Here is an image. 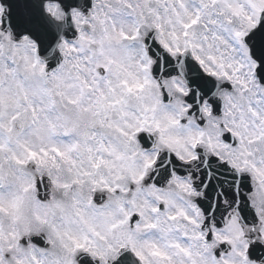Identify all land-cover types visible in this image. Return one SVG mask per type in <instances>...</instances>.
I'll use <instances>...</instances> for the list:
<instances>
[{"label":"snow or ice","instance_id":"1","mask_svg":"<svg viewBox=\"0 0 264 264\" xmlns=\"http://www.w3.org/2000/svg\"><path fill=\"white\" fill-rule=\"evenodd\" d=\"M44 10L56 20L70 10L76 33L72 39L63 36L54 48L59 59L51 71L38 55L37 42L14 27L10 3H0V155L10 153L8 159L18 166L30 161L53 168L67 165L70 183L51 178L54 186L66 190L87 182L91 192L126 193L119 183L125 176L137 188L130 200H117L114 208H97L91 195L83 202L74 195L70 212L54 203L45 206V214L36 215L37 221L67 242L69 255L82 251L101 264L115 260L121 249L130 250L139 264H264V256L250 259L249 247L256 241L241 223L239 195L244 178L257 179L264 188V160L257 164L251 159L249 147L264 141V0H115V6L110 0H90L86 12L79 6L66 12L60 0H48ZM145 14L167 54L190 55L205 77L231 83L246 102L237 103L225 94L222 106L213 87L219 92L223 85L214 84L209 98L199 89L177 84L176 91L191 102L185 99L187 106L163 123L157 119L159 99L146 102L142 96L145 87L153 85L149 48L141 49L142 59L135 64L141 79L129 66L117 65L104 46L112 40H137ZM97 27L99 39L89 34ZM177 67L184 76L183 63ZM111 74L117 75L115 81ZM126 96L140 101L136 109L129 108ZM58 101L78 113L92 112L109 135L93 132L84 134L82 141L54 142L53 136L71 137L76 130L74 121L56 111ZM221 112V122H212L214 133L201 127L203 118L184 125L183 135L168 131L181 128V113L206 118ZM139 133L158 134L163 150L156 145L121 150V142L133 144ZM25 135L42 137L47 146L34 149ZM36 186L35 180H23L8 207L0 198V212L14 208L16 200ZM57 209L61 229L49 218ZM133 216L138 217L134 226ZM217 218L223 226H217ZM259 235L264 238V229ZM19 242L18 231L0 227V264L3 245L19 250ZM221 245L226 247L221 250ZM16 264L40 261L30 254V259L17 258Z\"/></svg>","mask_w":264,"mask_h":264},{"label":"clouds","instance_id":"2","mask_svg":"<svg viewBox=\"0 0 264 264\" xmlns=\"http://www.w3.org/2000/svg\"><path fill=\"white\" fill-rule=\"evenodd\" d=\"M47 2L48 0H43L42 8L44 14L54 24L58 23L61 25V27H64L66 17L70 16V10L68 13H65L60 20H56L49 16L44 10V4ZM110 2H112L115 6V0H110ZM132 2L135 4L137 0H132ZM132 19H134V17H132ZM150 19L151 18L145 14V20L143 22L144 26L141 27L140 35L137 40H112L111 42H105L104 45L106 50H110L108 51V54L111 55L114 61H116L117 65L129 66L130 70L141 79H143V74L137 70L135 64L139 63L142 59L141 49L145 46L149 47L148 44L145 45V40L147 39L150 43L153 40L156 41L157 36V33H155L151 28ZM70 23L75 29V25L71 20ZM149 33H151V35H149ZM89 34L94 38L99 39L101 30L97 27L94 32L89 30ZM61 39H63L62 34L59 35L57 42L53 46L54 48L58 46ZM90 51L94 52L95 47L90 49ZM157 56H160V53H157ZM170 57L174 63L178 60L176 56ZM183 57L184 56L179 57L181 58L180 63H183ZM151 59L152 69L149 72V77L152 80L153 85L146 86L142 96L146 102H151L156 98L159 99L160 104L157 105V110L154 115L163 123L168 115L178 112L181 106H187L185 97L176 91V85L180 84L186 89H188L189 86L185 77L180 76L179 74H173L169 76L157 74L154 76L153 66L156 65L157 60L154 57H151ZM110 78L115 81L117 79V75L111 74ZM212 80L215 85L227 84L230 86L221 87L219 92H217L216 87H213V93H216L217 99L221 101L222 106L224 103L223 96L225 94L230 95L233 101L237 103L243 104L246 102V100L241 99L238 90L231 83L222 79L216 80L215 78H212ZM157 84L159 87L155 86ZM194 87L195 86H193V88ZM165 95L168 97L167 100L164 99ZM125 100L130 109H136L137 105L140 103V101H138L135 96H126ZM56 111L58 113H62L70 121H74L76 123V130L72 133L71 137H66L63 135L53 136L52 140L54 142L67 143L69 139L82 141L84 134L93 132L97 133L98 135H109L107 129L101 128L99 124L96 123L98 117L94 116L92 112L78 113L72 106L65 105L60 101L57 102ZM112 115L113 118H115V113H112ZM180 115L182 125L181 128H170L168 130L170 134L183 135L184 125H187L189 121H192L193 125H195L196 122L202 118L205 120V124L201 127L209 133H214L216 129L212 127V122H221L222 120V112L219 116L206 118L195 114L188 115L181 113ZM24 123L25 128H27V124L30 123V121L26 120ZM19 126L20 122L18 121L17 130H19ZM147 134L152 138L151 147L156 145L157 147H160L161 150H163L162 146H160L158 143L159 135L156 133ZM24 138L30 141L31 146L34 149L38 150L42 145L47 146V140L42 137H37L36 135L29 137L25 135ZM136 145H139L140 148L143 149L137 137L135 138L133 144H124L121 142L120 147L123 151H131ZM249 147L253 152L251 159H253L257 164H260L261 160H264V141H257ZM9 155L10 153L8 152L0 155V198L3 199L4 206L8 207V201L12 200L14 198V194L18 193L19 186L23 180H35L36 185L39 184L40 187L36 186L33 191L23 194L19 200H16L15 207L10 208L7 213L0 212V227H2L5 232L15 229L20 234L19 250H17L16 247H13L11 250H9L7 244L3 245L2 255L4 258V264H16V259L21 257H28L30 259V254H34L40 261V264H68L69 260H71L73 264H77L75 257L78 252L73 255H69L66 247L67 242L61 237L57 236V234L53 232L52 228L48 224H42L37 221L35 218L36 215L45 214V212L49 211L45 206H50L54 203L62 205L64 212H70L73 207L74 195L82 202L86 201L87 197L91 195L97 208H103L106 205H110L114 208L117 200H122L125 202L130 200L132 198V193H134L137 188V186L132 185L130 179L127 178V176L119 181L123 187L128 189L126 193H122L119 190L116 192H107L101 191L100 189H97L95 192H91V185L87 182L82 185H72L71 188L67 190L58 188L51 183V178L54 176L57 177L60 182L70 183L72 179V173L68 170L67 165L61 163L59 168H53L51 165L44 166L38 164L36 161H30L24 166H18L12 160L8 159ZM103 174L106 178L110 179L107 170H103ZM248 183L251 190L245 191L242 188L239 195L243 197V200L241 201L242 207L246 201L247 209L250 210L252 215L255 216V223L245 224L243 219L241 220V223L245 224V232H251V236L254 241H258L264 245V238L259 235L261 230L264 229V188L261 187L259 180L253 179L251 177H249ZM163 187L175 192V189L167 184L163 185ZM12 216L16 217L15 223L12 221ZM49 218L58 229H61L62 221L61 212L59 209L55 211L54 216L49 213ZM209 227H211V223L209 224ZM33 238H38L43 243L37 244ZM21 241H23V243H21ZM215 248L219 249V245H215ZM254 264H261V262L255 261Z\"/></svg>","mask_w":264,"mask_h":264},{"label":"water","instance_id":"3","mask_svg":"<svg viewBox=\"0 0 264 264\" xmlns=\"http://www.w3.org/2000/svg\"><path fill=\"white\" fill-rule=\"evenodd\" d=\"M10 3L13 19L15 21L14 27L23 31L26 34H30L31 37L37 42L38 45V55L45 59L46 65L49 71L54 69L58 63L59 54L54 51V44L57 42L59 35H63L65 39H72L75 37L76 33L70 23V16L66 17L64 22V27L60 24H54L43 12L42 4L43 0H0V3ZM65 11L70 7H81L82 11H87L90 7V0H60ZM151 35V33L149 34ZM259 42V41H258ZM145 43L149 45V53L152 57L156 58L157 63L153 66V72L155 75L162 74L164 76H169L173 74H179L180 69L177 67L180 64V59L174 63L173 60L164 52L162 48L158 45L156 41H149L146 39ZM155 49V51H154ZM52 52L49 56L48 53ZM160 53V56H157ZM162 57V59H161ZM184 66V77L188 82L190 88L195 86V89L201 90L207 97L210 98V90L213 87V83L206 77H203L197 67L190 60L189 55L182 58ZM264 84V80H261ZM189 102V98H185ZM219 103L214 104V109H218ZM145 136L141 134L139 140L147 139V145H151L152 138H144ZM150 146L146 147L149 148ZM248 183V178H244L242 181V188L244 184ZM249 184V183H248ZM40 187V185H37ZM251 190L249 186V191ZM98 202V201H97ZM245 204V203H244ZM242 217L245 224H254L255 216L252 215L250 210L246 211L243 209ZM251 238V236H250ZM38 244L41 243L40 240H36ZM250 259L259 260L264 256V245H261L258 241L252 243L249 248ZM78 264H96L92 262L88 257L79 256L77 258ZM112 264H136L132 256L126 252H122L118 257L117 261Z\"/></svg>","mask_w":264,"mask_h":264},{"label":"rangeland","instance_id":"4","mask_svg":"<svg viewBox=\"0 0 264 264\" xmlns=\"http://www.w3.org/2000/svg\"><path fill=\"white\" fill-rule=\"evenodd\" d=\"M33 239H38V238H33ZM21 243H22V241H21ZM82 252V251H81Z\"/></svg>","mask_w":264,"mask_h":264}]
</instances>
